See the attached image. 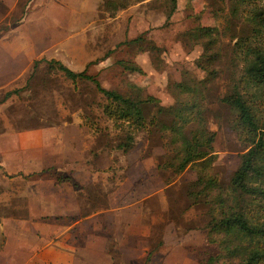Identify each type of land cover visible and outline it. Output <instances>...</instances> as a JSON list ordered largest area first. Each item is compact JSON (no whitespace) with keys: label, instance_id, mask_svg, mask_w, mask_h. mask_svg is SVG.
Wrapping results in <instances>:
<instances>
[{"label":"rangeland","instance_id":"1","mask_svg":"<svg viewBox=\"0 0 264 264\" xmlns=\"http://www.w3.org/2000/svg\"><path fill=\"white\" fill-rule=\"evenodd\" d=\"M248 1L176 0L168 16L170 0H0V98L20 88L0 103V223L8 227L13 218H27L21 214L26 197L20 192L41 171L29 170L35 169V155L56 142L67 160L85 159L99 172L100 182L90 183L86 191L91 194L87 200L101 202L102 209L113 191L117 200L121 193L138 201L147 195L137 209H129L149 239L147 249L142 240L126 249L116 246L111 250L115 263L205 264L213 257L217 264H229L218 245L221 234H213L215 242H209L205 231L212 215L227 208L219 206L215 194L220 191L227 205L233 202L230 178L251 146L236 111L221 99L234 84L264 125V85L246 84L236 46L247 38L264 50V27L257 30L250 16V6L264 0ZM198 26L215 28L211 47H205V36L193 35ZM137 36L142 39L131 41ZM50 58L77 71L86 69L107 88L151 94L164 106L193 98L175 83L201 79L197 96L206 126L215 131L212 162L176 171L168 161L178 163L179 143L162 125L171 121L170 114H159L149 104L144 126L133 131L124 123L119 126L104 111L107 100L93 82L65 77L48 67L45 59ZM35 59L39 62L33 72ZM122 60L136 63L141 71L124 67ZM128 131L135 140L124 151L118 145ZM45 170L59 178L69 176L68 169ZM200 174L214 182L207 195L194 198L189 183ZM124 176L132 180L124 181ZM97 194L100 201L94 199ZM251 198L246 195L243 204L256 210ZM109 215H101L103 227H124Z\"/></svg>","mask_w":264,"mask_h":264},{"label":"trees","instance_id":"2","mask_svg":"<svg viewBox=\"0 0 264 264\" xmlns=\"http://www.w3.org/2000/svg\"><path fill=\"white\" fill-rule=\"evenodd\" d=\"M249 2L248 0H240ZM251 4V3H250ZM125 2L120 4L121 7ZM176 0H170L168 16L175 8ZM250 16L254 27L259 30L264 27V4L253 3L250 6ZM213 26H198L194 29L193 35L205 36V47H211L213 43ZM141 36L132 38L131 41H140ZM237 50H240L243 58V75L248 85H264V50L241 38L236 42ZM207 50V48H205ZM209 63L212 53H206ZM203 58V57H202ZM48 67L59 70L63 75L71 80L87 79L94 83L95 87L107 100L104 111L113 118L119 126L124 123L131 131L144 126L146 122L145 109L149 104L156 106V111L168 113L172 116L168 124L162 123L172 132V141L179 143V160L176 164L170 160L169 165L176 171H182L188 165L200 168V163L205 167L213 160L212 142L215 138V131L209 129L203 117L200 97L201 79H194L193 83H188L185 79L175 85L180 90L190 92L192 100H183L178 104L164 106L159 103V99L151 94L140 96L139 94H125L113 88L103 86L99 79L86 71L74 70L64 64L61 60L50 58L45 59ZM39 59L33 61V72L38 65ZM124 67L141 71L139 65L134 62L120 61ZM203 68V65L199 62ZM210 72V71H209ZM205 80V79H204ZM207 81V79H206ZM20 88L9 89L0 98V103L12 94L18 93ZM238 116V123L245 128L250 136L251 146L240 156V162L230 178V187L234 197L232 203L227 205V198L223 197L219 191L215 194L219 206H227L220 212V215H212L207 223L205 236L209 242H215L213 234L220 233L219 247L224 252L225 260H231L229 264H264V125L259 123L252 104L248 103L238 85L234 84L233 90L221 98ZM196 123V125H194ZM194 125V126H193ZM133 132H127L125 140L119 143V147L124 151L129 149L134 143ZM176 156V155H175ZM159 166V164H158ZM214 179L199 175L189 183V194L194 198L199 195H207L206 189ZM255 200L256 210H252L249 205L243 204L245 196ZM242 197V198H241ZM209 257L205 264H217V260ZM148 260V257L146 258ZM236 260V261H234Z\"/></svg>","mask_w":264,"mask_h":264},{"label":"crops","instance_id":"3","mask_svg":"<svg viewBox=\"0 0 264 264\" xmlns=\"http://www.w3.org/2000/svg\"><path fill=\"white\" fill-rule=\"evenodd\" d=\"M47 144V150L35 155V169H29L40 173L20 192L26 197V211L21 214L27 218H13V226L8 227L0 223V264H128L115 263L111 250L134 247L129 243L140 240L147 249L149 239L141 232L138 216L129 212L147 195L138 201L121 193L117 200L113 191L107 195L109 207L102 209L101 202L87 200L91 194L86 191L90 183L100 182L99 172L85 159L67 160L58 143ZM45 167L68 169L69 176L59 178L54 172H44ZM132 173L129 168L127 175ZM125 176L124 181L132 180ZM93 196L100 201L98 194V198ZM105 212L110 213L111 222H122L124 227H103L101 215Z\"/></svg>","mask_w":264,"mask_h":264},{"label":"water","instance_id":"4","mask_svg":"<svg viewBox=\"0 0 264 264\" xmlns=\"http://www.w3.org/2000/svg\"><path fill=\"white\" fill-rule=\"evenodd\" d=\"M1 227V226H0ZM1 236V235H0Z\"/></svg>","mask_w":264,"mask_h":264}]
</instances>
